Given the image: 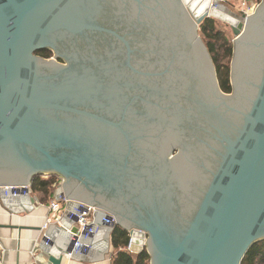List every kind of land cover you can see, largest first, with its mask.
Instances as JSON below:
<instances>
[{"label":"water","instance_id":"1","mask_svg":"<svg viewBox=\"0 0 264 264\" xmlns=\"http://www.w3.org/2000/svg\"><path fill=\"white\" fill-rule=\"evenodd\" d=\"M212 6L0 0V189L34 203L33 178L55 176L149 264H241L264 241V0L243 21ZM206 19L233 37L230 93Z\"/></svg>","mask_w":264,"mask_h":264},{"label":"crops","instance_id":"2","mask_svg":"<svg viewBox=\"0 0 264 264\" xmlns=\"http://www.w3.org/2000/svg\"><path fill=\"white\" fill-rule=\"evenodd\" d=\"M30 194L34 203L27 195L8 199L0 193V240L4 251L0 264H50L47 254L61 256V264H111L112 247L109 251L106 248L104 229L84 241L89 246L87 253L66 258L65 252L71 244L68 231L74 229V220L70 214L65 216L64 211L72 212L74 204H61L60 224L51 220V224L46 225V219L50 221L51 218L49 204L58 199L55 188L45 203H41L32 191ZM44 236L48 237V244L42 240Z\"/></svg>","mask_w":264,"mask_h":264},{"label":"trees","instance_id":"3","mask_svg":"<svg viewBox=\"0 0 264 264\" xmlns=\"http://www.w3.org/2000/svg\"><path fill=\"white\" fill-rule=\"evenodd\" d=\"M260 1V0H258ZM226 33L222 31L214 19H206L199 27V36L205 43L212 61L214 63L219 85L224 93H230L229 64L232 56V42L229 41ZM44 58L51 57V52L47 50L36 53ZM59 179L55 176H36L31 182V191L39 196L41 203L50 200L55 186ZM112 254L111 264H149V256L146 251L134 257L127 252L129 242L128 234L119 227H115L111 234ZM241 264H264V241L253 245L243 258Z\"/></svg>","mask_w":264,"mask_h":264},{"label":"built area","instance_id":"4","mask_svg":"<svg viewBox=\"0 0 264 264\" xmlns=\"http://www.w3.org/2000/svg\"><path fill=\"white\" fill-rule=\"evenodd\" d=\"M233 1V8L236 10V13L239 19L242 21L252 15L257 8L259 1L258 0H232ZM213 3L216 5L220 4L221 7H223L226 11L232 12V8L226 9L223 5L224 0H213ZM58 185V184H57ZM56 185V186H57ZM55 186V187H56ZM21 188H15V187H5L0 189V193H2L5 197H15L19 196L18 191H20ZM29 189V193H30ZM23 195H26L25 192H23ZM61 204L67 205V204H74V208L72 212H69L68 209L64 211L66 212L68 216L70 214V218L74 220V229L69 230L68 234L70 235L71 244L69 249L65 253V257L70 259L76 255H83L87 253L89 250V246L84 243V241H87L88 239L92 238L97 232L101 229H114L115 228V220L114 217L111 215H108L107 213H103L102 215L98 214V211L96 208L81 204V203H70L67 199H65L63 196H58L57 201H52L49 204V210L51 212V218L46 219V225L51 224V220L56 225L60 224V218H61ZM44 242L46 244L49 243L48 237H43ZM3 248L1 245L0 240V255L3 254ZM126 252L131 256L133 254L129 253L126 249ZM135 255H133L134 257ZM36 260V258H35Z\"/></svg>","mask_w":264,"mask_h":264},{"label":"rangeland","instance_id":"5","mask_svg":"<svg viewBox=\"0 0 264 264\" xmlns=\"http://www.w3.org/2000/svg\"><path fill=\"white\" fill-rule=\"evenodd\" d=\"M219 1H221V0H219ZM223 5L225 6V8L226 9H231L232 10V14L234 15V16H238L237 15V13H236V10L233 8V1L232 0H224V3H223ZM230 10V11H231ZM216 21V20H215ZM216 25L222 30V31H224L226 34V36L228 37V39H229V41H231L232 42V40H233V37H232V34H231V31H230V28H229V26H227V25H225V24H222V23H220V22H218V21H216ZM113 252V251H112Z\"/></svg>","mask_w":264,"mask_h":264},{"label":"bare ground","instance_id":"6","mask_svg":"<svg viewBox=\"0 0 264 264\" xmlns=\"http://www.w3.org/2000/svg\"><path fill=\"white\" fill-rule=\"evenodd\" d=\"M212 7H216V8H222L221 6H220V4H218V5H216L215 3H213V6Z\"/></svg>","mask_w":264,"mask_h":264},{"label":"flooded vegetation","instance_id":"7","mask_svg":"<svg viewBox=\"0 0 264 264\" xmlns=\"http://www.w3.org/2000/svg\"><path fill=\"white\" fill-rule=\"evenodd\" d=\"M52 54V53H51ZM38 56H40V55H38ZM40 57H42V56H40ZM51 57H52V55H51ZM51 57H49V58H45V59H50ZM42 58H44V57H42Z\"/></svg>","mask_w":264,"mask_h":264}]
</instances>
